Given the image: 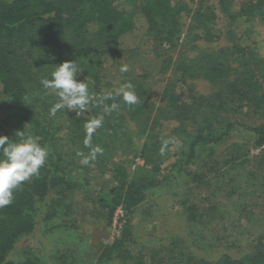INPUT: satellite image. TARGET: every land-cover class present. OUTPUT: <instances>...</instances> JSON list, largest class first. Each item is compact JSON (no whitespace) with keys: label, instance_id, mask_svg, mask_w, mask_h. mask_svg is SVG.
I'll return each instance as SVG.
<instances>
[{"label":"trees","instance_id":"trees-1","mask_svg":"<svg viewBox=\"0 0 264 264\" xmlns=\"http://www.w3.org/2000/svg\"><path fill=\"white\" fill-rule=\"evenodd\" d=\"M190 15L202 27L201 38L216 42L230 38L237 19L253 17L264 23V0H198L196 11L174 0H0V87L7 97L1 106L0 129L6 135L27 127L50 149L39 177L24 182L14 191L13 202L0 208V264H44L28 252L20 260L10 257L39 222L65 219L69 229L87 235L98 225L110 226L119 208L126 215L141 211L149 218L155 213L149 194L157 188L170 191L180 185L184 194L174 204L181 209L180 221L185 219L196 235L224 224L217 243L224 240L227 227L237 230L240 221L249 220L264 201L263 62L227 47L174 63L170 54ZM142 40L150 43L158 72L172 68L180 83V89L173 83L165 85L163 105L156 113L147 103L152 91L145 83L146 74H122L118 66L113 75L111 66L104 67L136 57ZM65 61H76L82 71L77 80L87 78L97 95L131 81L139 102L121 103L110 114L102 107H90L86 113L65 114L61 109L50 115L57 97L46 95L40 80L50 78L52 66ZM188 79L203 80L216 89L208 96L198 95ZM64 114L58 124L57 117ZM97 115H104V124L93 134L92 144L104 151L83 165L77 152L90 151L83 143L84 124ZM132 125L143 139L137 151L142 165L134 177L122 164L113 163L118 151L130 144ZM239 132L250 135L259 154L249 158L246 146L235 144L221 163H213L214 149ZM173 137L180 144L174 153L169 151ZM171 158L167 176L158 179L162 164ZM77 168L108 172L114 186L91 199L70 179L68 169ZM261 218L259 231L253 233V251L239 259L192 258L184 252L183 236H172L168 244L151 249L150 264H264V211ZM134 233L136 229L125 221L119 236L102 247L97 263L148 264Z\"/></svg>","mask_w":264,"mask_h":264},{"label":"rangeland","instance_id":"rangeland-1","mask_svg":"<svg viewBox=\"0 0 264 264\" xmlns=\"http://www.w3.org/2000/svg\"><path fill=\"white\" fill-rule=\"evenodd\" d=\"M174 1L186 4L192 11H196L198 7V0ZM185 23V26L177 36L176 48L170 54L174 63L190 59L203 51L211 54L217 48H229L232 50L235 47L243 50L242 55L245 58L255 57L260 59L263 62L264 69V23H261L257 18L237 19L231 24L230 38H223L216 42H206L204 38H201L202 27L191 19V15ZM143 42L145 41L142 40L137 45L136 57H128L129 59H123L119 64H107L104 67L111 66L110 73L114 75L118 66L126 64L129 68L127 72L129 75L132 72H134L132 73L133 76L146 74L147 80L145 83L151 87L152 91L147 103L153 105L154 112L156 113L163 105L161 102V91L165 85L173 83L176 84L177 89H180V83L176 81L177 77L174 75L172 68L162 74L160 71L158 72L150 43ZM187 82L189 87L201 96H208L216 89L215 86L203 80L188 79ZM6 99L7 97L0 87V119L2 117L1 106ZM63 111H65V114L73 112L67 109H63ZM155 113L153 114L155 115ZM65 114L62 117H57L56 122L58 124H60ZM129 130L130 144L125 145L123 150L120 149L118 151L113 158V163L122 164L127 170L128 175L134 177L138 167L142 165L137 151L143 139L140 137L141 135H138L139 131L136 130L135 126L132 125ZM22 131L26 135H31L27 127L21 129L19 132ZM0 135L7 136L10 139L12 136H15V132L4 135L0 129ZM170 143L169 151H172V153L177 152V149L180 147L177 139L173 137ZM235 144L246 146V150L250 154L249 158L259 154L260 149L254 148L250 135L239 132L214 149L215 155L212 157V162L221 163ZM173 161L174 159L171 158L162 164V171L157 177L158 179L163 180L167 176L169 165ZM208 164L211 163L208 162ZM68 172L70 173V179L75 182L80 192H83L87 197L94 200L114 186L111 174L108 172L100 173L81 168L68 169ZM171 193H178L179 196L176 197ZM183 194L184 190L180 189V185L174 189H170V191L166 190V188H157L149 194L148 200L153 203L155 211L149 218L145 217L141 211L126 215L119 208L110 226L98 225L87 235L79 230L69 229L65 219L61 221L54 220L51 223H45V225L39 222L34 234L21 239L10 257L12 260H20L28 252L29 255L38 257L44 264H98L97 257L102 247L111 243L119 236L125 221H128L136 229L133 237L143 246L144 260L148 264L151 262V249L157 248L162 243L163 245L168 244L172 236H183L186 241L184 248L186 255L211 262L217 261L223 255H228L232 259H239L246 253L253 251V246L256 244V236L253 233H257L256 231H259L263 223L261 214L264 211V201L259 203L258 208L253 211L249 220L242 219L240 221L237 230L230 231V228L227 227V233H222L225 236V238H222L224 240L217 243L215 238L217 235H221L224 224H220L218 228H215L213 225L208 227V231L203 230L202 233L196 235L193 229L191 230L187 227L185 219L180 221L181 209L174 202L179 201L180 197H183ZM247 200L248 197H246L245 201ZM57 225L61 226V228H57ZM188 228L190 229V235L187 232L189 231ZM148 239L152 240L148 241Z\"/></svg>","mask_w":264,"mask_h":264},{"label":"clouds","instance_id":"clouds-1","mask_svg":"<svg viewBox=\"0 0 264 264\" xmlns=\"http://www.w3.org/2000/svg\"><path fill=\"white\" fill-rule=\"evenodd\" d=\"M52 67L50 78L40 80L44 93L57 97L49 110L52 116L61 109L77 114L86 113L90 107H102L104 113L110 114L118 110L121 103L132 106L139 102L135 85L129 80H125L114 91L97 95L91 90L87 78L83 81L77 80V74L82 71L76 61H65ZM119 71L122 74L127 73L128 65H121ZM24 99L27 101L29 98L26 96ZM108 100L113 102L105 103ZM103 124L104 115L94 116L85 122L83 143L90 151L87 155L77 152V155L82 157L81 164L90 165L98 155L103 154L101 146L92 144L93 134ZM49 153L50 149L46 145H41L37 137L26 135L24 131L16 132L15 139L0 135V208L13 202L14 191L24 182L39 177L41 168L47 163Z\"/></svg>","mask_w":264,"mask_h":264}]
</instances>
